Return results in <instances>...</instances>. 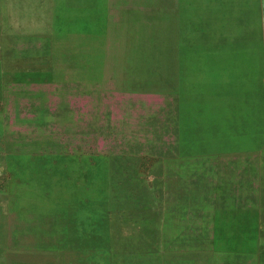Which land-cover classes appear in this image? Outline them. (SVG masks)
I'll list each match as a JSON object with an SVG mask.
<instances>
[{
  "label": "rangeland",
  "instance_id": "rangeland-1",
  "mask_svg": "<svg viewBox=\"0 0 264 264\" xmlns=\"http://www.w3.org/2000/svg\"><path fill=\"white\" fill-rule=\"evenodd\" d=\"M150 1L0 0V264L264 257L263 219L251 228L240 201L246 180L209 179L218 148L245 164L264 147L262 123L237 122L233 136L208 123L205 137L191 121L175 132L191 183L166 178L167 107L149 72L156 46L130 24Z\"/></svg>",
  "mask_w": 264,
  "mask_h": 264
},
{
  "label": "crops",
  "instance_id": "crops-1",
  "mask_svg": "<svg viewBox=\"0 0 264 264\" xmlns=\"http://www.w3.org/2000/svg\"><path fill=\"white\" fill-rule=\"evenodd\" d=\"M135 7L131 31L136 36L150 32L156 47L149 72L158 83L154 89L165 95L166 178L174 185L189 184L190 165L184 157L175 158L180 153L176 131L181 137L191 121L203 128L205 137L208 128L223 123L230 125L231 136L242 120L264 126V0H151ZM217 153L211 184L245 179L247 198L240 201L246 202L247 223L253 228L254 218H262L259 232L264 233V147L247 151L245 164L231 146ZM250 262L264 264V257Z\"/></svg>",
  "mask_w": 264,
  "mask_h": 264
}]
</instances>
